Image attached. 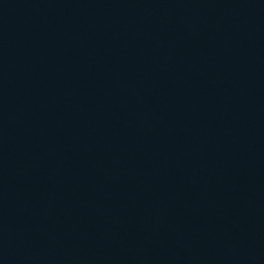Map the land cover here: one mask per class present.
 <instances>
[{
    "label": "water",
    "instance_id": "95a60500",
    "mask_svg": "<svg viewBox=\"0 0 264 264\" xmlns=\"http://www.w3.org/2000/svg\"><path fill=\"white\" fill-rule=\"evenodd\" d=\"M0 264H264V0H0Z\"/></svg>",
    "mask_w": 264,
    "mask_h": 264
}]
</instances>
